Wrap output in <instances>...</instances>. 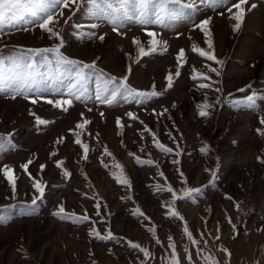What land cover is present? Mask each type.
<instances>
[{
	"label": "rangeland",
	"instance_id": "374dc122",
	"mask_svg": "<svg viewBox=\"0 0 264 264\" xmlns=\"http://www.w3.org/2000/svg\"><path fill=\"white\" fill-rule=\"evenodd\" d=\"M233 2L236 0H229L228 6ZM252 4L256 7L251 8ZM245 7L246 17L239 31L233 30L234 21L226 7L213 11L202 5L199 11L169 21L167 26H147L158 39L167 42L166 50L138 61L133 38L140 39L147 48L148 37L135 20L119 26L121 35L113 31L105 17L87 14L84 6L64 9V18L72 11L75 15L67 24L61 18L57 25L64 39L63 55L96 62L95 68L85 69L82 75L72 66L62 65L55 54L34 56L28 60L31 67L18 60L22 51L53 43L39 28L44 13L34 0L21 9L17 18L0 22V134H13L10 144L0 139V264H170L174 258L179 264H211L206 260L210 257L208 250L199 241L204 234L199 225L220 223L222 218L221 214L215 216L212 207L201 210L200 197L206 194L207 186L204 183L212 179L209 170L216 172L218 181L208 184L212 191L222 179L221 189L213 195H230L241 204V210L235 206L237 213L233 211L239 221L250 217L253 225H259L254 224L253 216L264 215V209L256 211L247 197L253 186L261 188L264 184V162L258 159L264 158V135L257 132L258 128L264 130L258 120L264 115V103L254 110L229 103L242 99L246 93L237 90L248 86L250 92L264 94V0H248ZM26 8H32L35 14ZM207 17H211L212 51L223 60L222 66L193 51V45L207 50V37L194 27ZM93 24L98 27L93 28ZM101 34H106L103 42L96 38ZM180 49L185 51V60L178 62ZM211 67L218 68L220 75L212 73ZM197 72L206 73L212 80L191 79ZM170 73L173 85L167 88ZM125 75L130 87L152 90L154 86L163 94L144 104L122 99L112 105L96 101L95 95L107 79L119 80ZM200 83H212L213 87L202 89ZM74 86L83 96L79 101L73 99L67 112L47 103L61 95L68 98V89ZM217 87L221 89L219 94L215 92ZM205 99L213 104L217 99L221 102L209 109L210 115L201 117L198 105ZM164 109L168 111L158 115ZM128 112L138 119L129 118ZM36 117L49 123L37 126ZM117 118L123 127L117 125ZM84 120L90 123L81 130L77 125ZM77 133L80 144L76 143ZM153 133L155 140L178 148L181 154L157 148ZM60 138L62 142L57 143ZM85 143L89 145L86 160ZM205 147L206 152L202 151ZM53 152L56 155H50ZM137 157L151 159L153 164L141 165ZM28 160L33 161L28 168L32 178L46 184L44 197L35 206L30 205L34 191L31 179L22 170ZM41 164L46 165L42 172L38 171ZM117 164L123 166L130 187L113 176L120 171ZM5 165L17 177L16 196L12 199L7 198L12 194L2 174ZM65 171L70 175L65 176ZM181 171L186 183L181 180ZM169 183L178 196L183 187L202 188L194 200L177 201L176 208L184 221L169 215ZM157 185L164 190H158ZM260 191L255 188V202L261 200ZM60 205L69 213L87 214L89 221L54 216ZM137 209L143 215L135 214ZM26 211L32 214L25 215ZM185 224L198 244L184 234ZM150 227L156 231L149 232ZM93 228L102 234L111 230L116 238L96 239L90 234ZM157 239L161 243H156ZM129 241L147 247L150 256L144 257L129 246ZM171 244L176 245L175 257Z\"/></svg>",
	"mask_w": 264,
	"mask_h": 264
},
{
	"label": "snow or ice",
	"instance_id": "6c2138e0",
	"mask_svg": "<svg viewBox=\"0 0 264 264\" xmlns=\"http://www.w3.org/2000/svg\"><path fill=\"white\" fill-rule=\"evenodd\" d=\"M29 2H33V0H0V22L5 21L7 19H14L17 18V14L21 12L22 8H25V5ZM35 3L41 5L40 11L44 13V15L41 18V22L39 24V28L42 29L45 33L48 34L49 39L53 41L51 46L45 47V48H32L27 49L26 51H22L20 55L18 56L19 61H23L27 67H31L30 64H28V60H31L36 55H42V54H55L57 60L62 65H68L72 66L74 70L77 71L78 75H82L83 71L85 69H91L96 67V62H82L74 58H68L67 56L63 55L61 49L64 45V39L61 34V31L57 27L59 24V20L61 18H64V9L72 10L73 6H75V9H81L82 6L87 11V14L93 15V16H103L106 18V20L113 26V31L117 32L118 34L123 35V33H120L119 26L124 23L127 20H135L139 25L142 26L143 31L146 33V36L148 37L147 40V48L145 47V44L141 42L140 39L133 38V42L137 49V61L145 56H149L158 52H162L166 50V43L165 41H162L157 38V33L153 30H149L147 26L149 25H160V26H167V23L169 21H174L177 19H180L182 17L191 15L194 11H199V5H202L206 9H211L215 11L216 9L225 8L226 11L229 14V18L234 21V24L232 25L234 31H239L242 27V23L245 20L246 17V5L248 4V0H236V2H233L229 5V0H188L187 3L184 2V0H34ZM256 5L252 4L251 8H255ZM28 12H32L35 14L34 10L32 8H26L25 9ZM185 10H188L185 12ZM235 10V11H234ZM220 15H224V12L221 11L219 13ZM72 15H75V11H72ZM72 15H69L67 18H64V23L67 24L71 19ZM211 17L204 18L199 23L194 24L195 28L201 29L203 34L207 37V50L203 47H199L198 45H193V51L197 52L201 57H205L208 61L215 62L217 65H223V60L219 59L214 52L212 51L213 48V41L211 39V32H210V25ZM93 28L98 27V25L93 24ZM106 34H101L97 36L96 38L99 39L101 42L104 41ZM178 62L185 60V51L184 49H180L177 57ZM181 65L178 63V67ZM131 71V65L128 66V72ZM210 71L212 73H215L216 76L220 75V71L216 67H211ZM176 77L180 76V72L177 71L175 73ZM198 77L206 79L211 81L212 77L207 75L204 72H197L196 75H193L191 79L196 80ZM128 76L125 75L121 79H117L115 77H111L106 80L105 86L98 90L95 99L101 104H107L112 105L116 102H118V99H122L124 102L134 101L138 104H144L147 101H150L156 97L161 96L163 93L158 92L155 90V87L153 86L152 90H137L135 88H132L127 83ZM167 88H171L173 85V75L170 73L167 76ZM111 86V87H109ZM198 87L202 89L212 88V83H200ZM250 87L248 86L246 88L238 89L237 91L241 93H246V95L243 96L242 99L239 100H230L229 103L235 105L242 106L244 108H248L250 110H254L258 104L264 103V94H258V93H252L250 92ZM216 93H220V88H215ZM17 95H20V92L16 93ZM67 97L64 98V95H61V98L59 99H48L47 103L49 105H54L57 109H62L64 112H67L69 107L73 104V99L79 101L82 99L83 93L77 94V90H75V86L73 88H69L67 92ZM15 99V95L12 97ZM28 99H31V97H27ZM42 98V97H39ZM32 103H36V99H31ZM220 100L217 99L215 101V104L209 102L207 99H205L201 104L198 105V114L201 117H206L210 115L209 109L214 108L216 105L220 104ZM91 111V109H88ZM154 111V110H153ZM168 110L164 109L163 112L159 113L158 115H164ZM264 111V109H262ZM33 115H35L33 113ZM83 116V113L80 114ZM101 116H103V113H100ZM129 118L132 119H138V117L135 116L134 113L128 112L126 114ZM258 120L260 125L264 126V115L258 116ZM35 123L37 126L40 125H47L49 123L48 120L41 119L39 117H36ZM90 121L84 120L83 123H79L77 127L81 130L85 128V125L89 124ZM116 123L118 126L123 127L120 118L116 119ZM142 123V122H141ZM149 131H151L149 129ZM257 132L261 135H264V130L257 129ZM12 133L9 134H0V139H3L7 141L9 144L12 141ZM77 139L76 143L80 144L81 140L79 139L80 133H77ZM156 134L153 133L154 143L155 146L161 150H163L165 153H173L175 151L176 155L179 156L181 153L178 150V148L168 147L165 146L163 143L155 140ZM169 136L173 139L175 142V137L171 136V133H169ZM63 138L58 139L57 143L62 142ZM88 151H89V145L83 144V152H84V159L86 160L88 158ZM105 151H107L105 149ZM202 151L206 152L207 148H203ZM50 155H56L55 152L51 153ZM111 155V153H109ZM261 162H264V158L258 157ZM136 162L141 165H151L153 164V161L151 159L142 160L139 157L136 158ZM174 164L179 163L177 160L172 161ZM32 160H28L26 163L22 165V170L27 173V175L31 179V186L33 188V194L30 200V205L35 206L37 205L38 201H40L45 194L46 184L42 182L39 178H32V174L28 172L29 165L32 164ZM62 164L63 162H58ZM159 165H157L158 167ZM46 167V165L41 164L38 171L42 172L43 169ZM116 167L120 169L119 173L114 172L113 176L115 179L122 185H130V180L128 177L124 174L123 166L120 164H117ZM211 172L212 180L216 178V172L209 170ZM2 174L6 178L7 185L10 187L11 190V196L7 197L8 199H12L16 196V190H17V177L14 176L13 170L9 168V166L5 165L2 169ZM65 176H69L70 174L65 171ZM161 176L164 175L163 172L160 173ZM181 180L183 183H186V180H184V174L181 171L179 173ZM210 183L212 181H209ZM158 190L163 191L164 189L161 188L159 185L156 186ZM167 192L171 193V200L167 203V207L169 209V215L173 218H177L180 221H184V216L177 210L176 204L178 200H188V199H195L196 194L200 193L202 191L201 187H183L181 188L180 195H177L176 190L173 188L172 184H168ZM228 199H231V197H227ZM237 208H239V205H236ZM96 208H100V204H96ZM31 212H25V215H31ZM137 215H143V213L140 212L139 209L136 210ZM54 216L59 217L60 219H75L76 221L80 222H87L89 221L90 217L85 215H77L76 213H69L66 211L63 205H60L58 210L53 213ZM99 215V213H98ZM0 223H3V221H0ZM228 223L231 225V227L235 230L236 225L232 223L231 217H228ZM149 232H155V227H150L148 229ZM183 232L186 234L187 238L189 240H192L193 243L198 244L199 242L194 239L193 233L189 230L187 225L185 224L183 227ZM91 235H93L96 239L99 240H110L115 239L116 237L112 233L111 230H107L106 234H102L100 230L93 228L91 230ZM171 240V237H169ZM219 239V237H217ZM129 246L133 249L138 250L143 254L144 257L150 256V251L147 247H142L140 243L138 242H132L129 241ZM156 243H161L159 239L156 240ZM173 257L176 256V245L171 244ZM197 251H202L201 249H197ZM230 256V253H229ZM188 259H191V256L189 255ZM206 260L210 261L211 264H216L215 261H212L211 257H206ZM170 264H179V261L177 259H172L170 261Z\"/></svg>",
	"mask_w": 264,
	"mask_h": 264
},
{
	"label": "crops",
	"instance_id": "0c3cea01",
	"mask_svg": "<svg viewBox=\"0 0 264 264\" xmlns=\"http://www.w3.org/2000/svg\"><path fill=\"white\" fill-rule=\"evenodd\" d=\"M252 164V167H254V161H252ZM215 180L211 179L209 180L212 181L211 183L209 181L204 183L207 186L205 187L206 194L200 197L201 210L212 207L215 211V216L217 217L218 214H221L222 219L220 223H212L207 226L200 224L199 231H203L204 234L199 241L206 251L208 250L212 261H215L216 264H264V223L253 225L249 220L250 217L240 222V218L234 210L237 204L236 201L234 202L230 195H213L222 183L221 179L217 189L212 191V185L208 186V184H218V181ZM255 188L262 191V194L259 195L261 197L259 202H255L257 198ZM250 194L251 192L247 196ZM227 197H231V199ZM247 200L252 202L256 211L260 212L264 209V184L261 188L253 186L252 194L247 197ZM228 217H231L232 223L237 226L235 230L228 223Z\"/></svg>",
	"mask_w": 264,
	"mask_h": 264
},
{
	"label": "built area",
	"instance_id": "2783aa9c",
	"mask_svg": "<svg viewBox=\"0 0 264 264\" xmlns=\"http://www.w3.org/2000/svg\"><path fill=\"white\" fill-rule=\"evenodd\" d=\"M239 208L237 210H241V204H238ZM254 224H261L264 223V215L263 214H254L253 216Z\"/></svg>",
	"mask_w": 264,
	"mask_h": 264
}]
</instances>
